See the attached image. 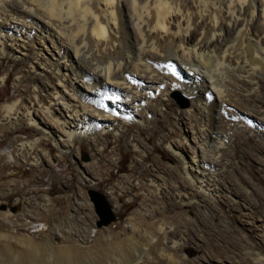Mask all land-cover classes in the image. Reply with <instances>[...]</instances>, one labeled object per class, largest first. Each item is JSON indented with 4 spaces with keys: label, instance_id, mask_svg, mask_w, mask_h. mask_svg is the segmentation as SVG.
Instances as JSON below:
<instances>
[{
    "label": "bare ground",
    "instance_id": "bare-ground-1",
    "mask_svg": "<svg viewBox=\"0 0 264 264\" xmlns=\"http://www.w3.org/2000/svg\"><path fill=\"white\" fill-rule=\"evenodd\" d=\"M4 54L31 56L32 68L53 78L46 97L25 104L24 119L63 152L96 132L158 124L164 97L183 89L191 105L174 114L180 139L162 138L183 176L163 168L149 180L181 203L217 199L232 137L264 136V110L252 104L263 101L264 0H0ZM15 109L4 106L8 122ZM138 136L131 144L146 156Z\"/></svg>",
    "mask_w": 264,
    "mask_h": 264
},
{
    "label": "rangeland",
    "instance_id": "rangeland-1",
    "mask_svg": "<svg viewBox=\"0 0 264 264\" xmlns=\"http://www.w3.org/2000/svg\"><path fill=\"white\" fill-rule=\"evenodd\" d=\"M31 61L0 55V264H256L264 257V136L237 133L226 145L230 171L217 199L206 194L181 203L156 193L149 180L163 168L183 176L162 140L180 139L174 114L191 105L183 89L164 97L158 124L133 123L120 135L96 132L63 152L24 119L25 104L46 97L53 82ZM259 93L263 101L252 104L264 110V79ZM12 103L15 118L8 122L4 106ZM138 133L146 156L131 144ZM34 140L30 152L19 149ZM89 189L115 216L103 227H95Z\"/></svg>",
    "mask_w": 264,
    "mask_h": 264
},
{
    "label": "water",
    "instance_id": "water-1",
    "mask_svg": "<svg viewBox=\"0 0 264 264\" xmlns=\"http://www.w3.org/2000/svg\"><path fill=\"white\" fill-rule=\"evenodd\" d=\"M88 197L96 214L95 227H103L115 219L114 214L104 196L92 189L87 190Z\"/></svg>",
    "mask_w": 264,
    "mask_h": 264
}]
</instances>
